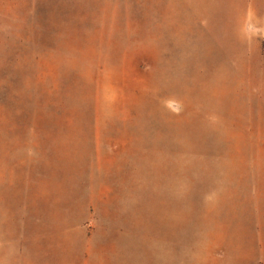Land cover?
<instances>
[{
  "label": "rangeland",
  "instance_id": "374dc122",
  "mask_svg": "<svg viewBox=\"0 0 264 264\" xmlns=\"http://www.w3.org/2000/svg\"><path fill=\"white\" fill-rule=\"evenodd\" d=\"M10 264H264V0H0Z\"/></svg>",
  "mask_w": 264,
  "mask_h": 264
},
{
  "label": "crops",
  "instance_id": "0c3cea01",
  "mask_svg": "<svg viewBox=\"0 0 264 264\" xmlns=\"http://www.w3.org/2000/svg\"><path fill=\"white\" fill-rule=\"evenodd\" d=\"M10 235L8 230H0V264H10L8 258L5 255V244L9 243Z\"/></svg>",
  "mask_w": 264,
  "mask_h": 264
}]
</instances>
